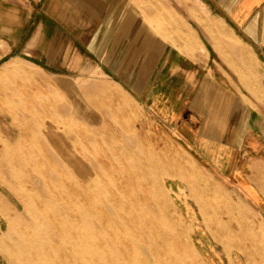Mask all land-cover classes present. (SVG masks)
<instances>
[{
	"label": "rangeland",
	"instance_id": "1",
	"mask_svg": "<svg viewBox=\"0 0 264 264\" xmlns=\"http://www.w3.org/2000/svg\"><path fill=\"white\" fill-rule=\"evenodd\" d=\"M125 7L103 6L107 14L117 16H98L99 6L92 5L93 16L0 17V69L14 62L30 72L34 81H20L14 96L0 94V210L9 221L0 233V264H32L21 251L24 227L20 219L31 215L23 205L30 203L31 209H37L35 200L49 196L64 197L80 211L100 205L102 213L96 212L100 218L109 215L103 206L110 205V215L117 219L113 205L120 207L132 199L140 212L150 204L146 230L154 237L156 251L148 252L144 243L139 244L147 253L124 246L128 257L118 258L125 264L131 260V264L137 260L138 264H185L184 258L189 264H264V82L258 86L251 68L243 69L234 60L240 36L202 16L198 26L213 24L210 33H219L220 42L211 38L210 46L202 30L204 48L196 58L217 77L228 80L237 93L256 97L242 101L244 132L223 140L210 129L217 126L205 125L206 118L190 122L188 110L181 111L184 97L177 99L181 113L176 112L175 121L162 126L149 113L147 102L133 101L131 94L130 99L131 83L126 88L118 86L121 92L115 84L107 85L112 79L105 76L110 70L104 61L115 53H109L113 38L97 36L88 46L89 32L93 37L100 28L106 32L121 28L127 18L122 16ZM136 17L161 40L153 21ZM155 17L162 18H148ZM178 18L172 16V20ZM259 53L264 64V49ZM152 60L146 58L144 69H137L133 77L145 91L158 83L162 73L167 77ZM13 78L7 76L1 82ZM141 97L145 100L147 94ZM45 210L52 214L53 205L48 203ZM130 230V236L138 240ZM89 248L79 253L87 261L97 257ZM110 256L107 264H114Z\"/></svg>",
	"mask_w": 264,
	"mask_h": 264
},
{
	"label": "crops",
	"instance_id": "2",
	"mask_svg": "<svg viewBox=\"0 0 264 264\" xmlns=\"http://www.w3.org/2000/svg\"><path fill=\"white\" fill-rule=\"evenodd\" d=\"M108 4L126 6L122 16L127 18L123 20L121 28L116 32H106L100 28L99 33L93 37L88 33V46L95 42L97 36H110L114 39L111 41L109 53L112 50L115 53L104 61V67L111 71L108 72L109 75H105L112 79L106 82L107 85L115 84L114 87L121 92L119 87L124 88L131 83L132 87L127 91L129 97L130 94L134 97L130 99L147 102L149 113L156 117L162 126H170L175 121L173 119L178 117L176 112L180 111L176 106L179 101L177 99L184 97L182 100L185 103L180 105L181 111L188 110L186 119L190 122L195 123L197 117L206 118L205 125L217 126L214 129L209 128L223 140L234 139L236 132H244L242 101L256 97H252L250 92H247L248 97L237 93L228 80L217 77L211 67L197 60L196 53H202L201 47L204 48L200 33H206L205 40L210 46L211 38L215 43L220 42L219 33L218 36L210 33L213 32L210 28L213 24L198 26V21L204 19L202 16H210L207 20L213 21L214 26L222 23L231 31L237 32L242 43L237 49L239 55L234 60L238 61L243 69L251 68L260 86L264 82V64L258 55L264 49V0H0V17L93 16L92 5L99 6L98 16H117L116 12L107 14L103 6ZM101 6L104 10L102 12ZM136 16H141L142 19L147 17L148 23L153 21L154 30H158L157 34L153 33L160 36L161 40H156L151 35L149 24L145 28ZM154 16L162 18H148ZM172 16H179V22L172 20ZM156 20L159 24L154 23ZM194 24L196 28L193 27ZM158 25H162V28L159 29ZM57 35L55 33L54 37ZM49 52L51 53V50ZM146 58H152L154 67H159L163 72L165 70L167 75L163 76L162 73L158 83L149 87L148 91L144 90L143 85L141 87L139 80L133 79L137 69H144ZM124 68L133 71L124 72ZM144 93L147 94L146 101L141 97ZM137 94L141 95L140 98ZM0 211L1 233L8 225L6 213Z\"/></svg>",
	"mask_w": 264,
	"mask_h": 264
},
{
	"label": "bare ground",
	"instance_id": "3",
	"mask_svg": "<svg viewBox=\"0 0 264 264\" xmlns=\"http://www.w3.org/2000/svg\"><path fill=\"white\" fill-rule=\"evenodd\" d=\"M7 76H14L15 78H13L11 80H7V81L4 80L3 82H1ZM32 78H33V76L30 72L25 71L22 68L18 67L16 64H14V62L13 63L9 62L8 64L6 63V65L0 69V94L3 96L4 95L5 96H7V95L14 96L13 90L18 85V83L20 81H28V82L34 84V81L31 80ZM43 86H45V85H43ZM51 90H53V89H51ZM72 143H73V141H72ZM53 148H58V146L54 145ZM80 148H81V146H80ZM83 148H85V147H83ZM116 164H118V163H116ZM10 172H11V170H10ZM103 177H106V175ZM18 181H19V179H18ZM114 181H115V179H114ZM23 183H27V181H24ZM31 183H32V181H31ZM109 184H111V183H109ZM99 185H100V183H99ZM118 185H119V183H118ZM109 187H111V186H109ZM112 187H113V185H112ZM44 188L46 189V187H44ZM104 188H106V187H104ZM74 191H76V190H74ZM98 193L100 195V192H98ZM104 193H105V191H104ZM101 194L103 195V193H101ZM107 195H109V194H107ZM137 195H139V194H137ZM76 198H77V196H76ZM142 198H144V197H142ZM143 200H145V199H143ZM119 201H121V200H119ZM35 202H36V205L38 206L37 209H31L30 207L32 205H30V203L26 204L24 202L25 204L23 205V208L31 210V215H30L28 220L27 219L23 220V219H20V217H17L18 219L23 221L22 227H24V229L22 228L23 233L20 236V240H21L22 248H23L21 250L22 251V257L25 260L31 262L32 264H107L106 257L108 254L111 255L110 257H112V259L111 258L110 259L114 261L113 262L114 264H125L124 261H122V260H120V258H118V256H120L121 258L122 257H124V258L128 257L127 251L125 250V248H122L124 246L129 251L134 250L135 248H139L140 250L145 251L146 253H147V250H148V252H149V250L153 251V252L155 250L154 246H153L154 243H156V242H154V237H153L152 233L150 234V232H148L146 230L147 220L149 219V217H151V213H150L151 212L150 211L151 205L150 204L147 206L146 205L143 206L144 209L141 210L140 212H137V210H140L141 207L136 205L135 204L136 202L134 203L132 201V199H131V203H125L120 207L117 205H113V207L115 208V210L118 214L117 219H116V218H113L112 215H110L113 211H112V207H110L109 204H108L109 206H103V210L106 207L105 209L107 211H109L110 216L107 214H105V215L102 214L101 218H100L97 216V213H96L99 210L101 211L102 207L100 205H99V207H96V205H91V208H92L91 209L89 207V204H88L87 207H89V209L86 212V211H80V210L75 209L73 207V204L71 205V203H69L67 200H64V197L63 198H61V197H53L52 198L51 196H49L47 200L41 199L39 201L35 200ZM141 202H143V201H141ZM48 203H51L53 205L52 214L48 213L45 210V207L48 205ZM73 203H75V202H73ZM78 203L80 204V202H78ZM100 207H101V209H100ZM106 210H105V212H106ZM101 213H102V211H101ZM104 221H105V223H103ZM94 223H95V225H94L95 232H93L91 234L90 226H91V224H94ZM130 229L133 230V232L135 233L138 240H136V238H134V237H131L132 233H131ZM164 229H166V228H164ZM13 232H15V231H13ZM174 232H176V231H174ZM183 239H184V237H182V240ZM139 243H142V244L144 243V245L146 244L148 246L147 250H146L145 246H143L142 244L140 245ZM157 243L160 244L161 242H157ZM175 243H176V241H175ZM151 244L153 247L151 246ZM13 245H14V243H13ZM87 247H90L89 248L90 250L95 251V254H97V257H95L89 261L82 259L79 256V253L81 251H83L84 249H86ZM16 251H18V250H16ZM170 251L171 250H169V252ZM122 252H124V253H122ZM179 252L182 254L181 249H179ZM122 254H124V255L121 256ZM152 254H154V253H152ZM184 259L185 260H182V261H184L185 264L190 263V262H188L187 258H184ZM144 260H146V259L144 258ZM157 260H155V261H157ZM175 260H177V259H175ZM108 261L111 262L110 260H108ZM159 261H161V260H159ZM165 261H166V259H165ZM171 261H174V260H171ZM130 262H128V263L131 264ZM136 263L138 264V260L135 262V264ZM139 263H140V261H139ZM171 263H173V262H171Z\"/></svg>",
	"mask_w": 264,
	"mask_h": 264
}]
</instances>
